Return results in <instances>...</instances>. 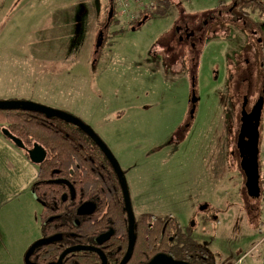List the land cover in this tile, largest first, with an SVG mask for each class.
<instances>
[{
	"label": "rangeland",
	"instance_id": "374dc122",
	"mask_svg": "<svg viewBox=\"0 0 264 264\" xmlns=\"http://www.w3.org/2000/svg\"><path fill=\"white\" fill-rule=\"evenodd\" d=\"M134 1L130 6L137 9ZM165 1L166 8L136 28L117 17L111 25L108 0H0V101L73 115L118 162L135 215L194 225L193 235L216 264L241 258L242 264H264V102L263 195L255 220L235 147L242 98L248 95V107L259 97L264 101L257 30L264 0ZM245 1L252 3L240 5ZM210 16L195 48L163 40L179 21L200 26ZM166 43L174 48L167 58L161 54ZM192 85L198 102L190 118ZM240 190L246 208L237 198ZM205 204L214 210L200 213ZM214 213L219 223L204 227L201 217Z\"/></svg>",
	"mask_w": 264,
	"mask_h": 264
},
{
	"label": "trees",
	"instance_id": "16d2710c",
	"mask_svg": "<svg viewBox=\"0 0 264 264\" xmlns=\"http://www.w3.org/2000/svg\"><path fill=\"white\" fill-rule=\"evenodd\" d=\"M152 1L157 4V9L142 14L144 16L148 15L149 18L154 13L167 7V1L165 0ZM246 3L251 4L252 1L241 2L240 5ZM112 5L115 10V3L113 2ZM114 19L115 14L111 25L117 24ZM257 30L264 47V21L258 23ZM0 128L8 130L12 136L19 139L27 148H31L33 144H38L46 150V160L42 164L37 165V181L41 182L40 185H37L39 189H46L47 186L53 185V181L57 178H71L81 171L84 179L83 183L77 185V187L82 188V192L85 195H90L92 191L98 192L101 200H107L111 209L117 214L116 205L118 204V196H120L119 183L112 174L109 163L103 153L80 129L59 118H47L41 113L22 110L21 108L14 110L0 109ZM38 188L34 189L35 196L38 200H43L42 192ZM120 203L122 205L121 201ZM42 204L43 207L40 213L41 232L49 238L61 234L55 223H48L47 221L62 212L58 210L53 212L45 208L44 202ZM172 223L174 222L169 217H160L152 214L141 215L136 223L137 243L130 264H138L141 260V264H148L156 254L161 253L157 241L158 236L161 230L165 231ZM115 227L117 232H119L118 235L123 234L121 222H116ZM92 228H94L93 225L91 226ZM106 229V227L99 225L96 234ZM65 246L61 240L49 243L41 254L43 260L38 263L55 264L60 254L64 251ZM174 248L177 258L187 256L188 253L193 254L190 260L194 264H215V259L211 254L191 239L179 237ZM28 262L29 264L31 262L30 256Z\"/></svg>",
	"mask_w": 264,
	"mask_h": 264
},
{
	"label": "flooded vegetation",
	"instance_id": "af4514ba",
	"mask_svg": "<svg viewBox=\"0 0 264 264\" xmlns=\"http://www.w3.org/2000/svg\"><path fill=\"white\" fill-rule=\"evenodd\" d=\"M114 14L116 16L115 10H114ZM241 14L243 15V13ZM208 19L209 20L202 22L200 26H196V24L188 23V21L186 20H181L174 27L171 36H167L166 38H163V40L166 41L168 39H171L172 41H175L177 45L188 43L189 46L195 48L196 42L198 43L201 40V34L208 27L207 22L209 21V23L211 24L214 17L210 16ZM215 24L217 23H214V27H217V25ZM133 27H136V25ZM163 47H164L163 50L166 49L163 53H161L163 56H165L166 53L172 54L171 51H174L172 44L166 43V45H164ZM165 58H167V55L165 56ZM192 90H194L193 85L191 88V93H192ZM245 96L248 97V95H245ZM243 98H242V103L240 107L239 127H238L237 137L235 140L236 141L235 147L237 150L239 161L240 159H239V152L237 148V139H238L239 129L241 125V118H242L243 110L245 114H250L251 111L256 107V104L261 97L257 98L250 107H248L249 106L248 101H246V105L244 109L242 108ZM190 99H191V95H190ZM190 110H191V103H190ZM260 127H261V122H260ZM97 148L99 149L98 146ZM108 163L111 168L112 174L116 177L119 183L120 196H118V204L116 205L118 209L117 214L115 213L113 209H111V206L107 200L106 201L101 200V198L99 197L100 194L98 192L92 191L90 195H85V193L82 192V188L77 187V185H81L83 183L84 177L81 171H80L81 173L78 172L76 173L75 176L71 178L60 177V178L55 179L53 181V185L47 186L46 189H42V188L39 189L37 185H40L41 182L36 181V183L33 186V193H34V189L38 188L39 191L42 192L41 196H43V200H38V198L35 196V193H34V197L41 204V206L43 207L42 202H44L45 208L53 212H56V210L62 212L61 214L55 216L54 218L53 217L50 218L47 222L55 223V226H57L60 229L59 233L61 234L51 237V238H55L56 239L55 241H58V240L63 241V243L66 245L64 250L68 248L76 247V246L91 247V248H95L101 251L104 254L106 258V264H120V262L124 258L127 252V249H128L129 222H128V214H127V211L124 205L123 194H122L121 187H120V180L117 178L109 161ZM260 174H259V182L262 181V174L261 175ZM122 176L124 177V173ZM240 177H241L240 181H243L244 179V191H245L247 199L250 201L249 207H250V212L254 214L253 220L258 219L260 217L259 216V211H260L259 202L262 199L263 194L262 192H260V195L257 199L250 198L245 188L246 178L241 168H240ZM241 196H242V191L240 190L237 194V198L239 199L241 205L246 208L247 202L244 201L243 198L241 200ZM120 201L122 202V205ZM130 203H131V200H130ZM248 208L246 210L244 209L246 213L245 217L249 216ZM210 209L214 210L211 206H209L208 204H205L204 206H201L199 208V212L205 213L207 211H210ZM231 209L232 207L229 206L228 210H231ZM131 210H132V205H131ZM238 211H241V210L238 209ZM216 212L218 213V211ZM132 213H133V210H132ZM118 215H119V218H118ZM141 215H145V214L141 213L139 215H135L133 213L135 244H134L132 255L126 264H130L134 256L135 247L137 243L136 223L138 222V219L140 218ZM156 216H160V215H156ZM160 217H169L170 220L173 221L174 223H172L171 226L167 227L165 231L164 230L160 231L157 241H158V245L160 246L161 253L156 254L148 264H151L153 259L159 255L165 256L167 258H171L175 262H179L183 264H194L190 260L193 257V254L187 253V256H183L182 258H177V255L175 254V248H174V245H176L179 237H183L184 239H191L197 242V244H199L206 250L204 244L200 243L201 242L200 239L193 235L192 228H194V225H192L189 228H182L180 227V223L176 220V218L171 217V216H160ZM201 219H202V224L204 227H205V224H208V222L212 220L216 221V223H219L218 215H215V213L212 216L204 215L203 217H201ZM57 220L59 221V223ZM116 222H121L123 234L118 235L119 232H117V229L115 227ZM92 225L94 226V228L91 229ZM99 225H102L103 227H106L107 229L103 230L99 234H96V231ZM204 227L202 229H205ZM46 239H50V238L46 237L41 232V237L36 242L40 240H46ZM34 244H32V246ZM46 245L48 244H43L38 247H35L31 251L30 264L41 263V261L43 260V258H41V254L44 252ZM141 263H142V260L139 261L138 264H141ZM62 264H101V260H100L99 255L96 252L77 251V252L68 254L64 258Z\"/></svg>",
	"mask_w": 264,
	"mask_h": 264
},
{
	"label": "water",
	"instance_id": "95a60500",
	"mask_svg": "<svg viewBox=\"0 0 264 264\" xmlns=\"http://www.w3.org/2000/svg\"><path fill=\"white\" fill-rule=\"evenodd\" d=\"M110 3L109 11H108V22L110 23L111 19L113 18L114 14V7L112 5L113 0H108ZM148 17H144L140 22L136 24V27H140ZM135 30L134 28H132ZM102 35L103 33L100 32L96 44V48L99 49L102 44ZM198 102V98L196 97L195 91L192 90L191 93V110H190V117L193 118L194 112L196 109V104ZM263 98H260L259 101L256 104V107L251 111L250 114H245L244 110L242 113L241 118V125L239 129L238 139H237V148L239 152V165L240 168L245 175V188L248 192V195L250 198L257 199L260 195V187H259V137H260V122H261V112L263 107ZM246 105V100L243 102L242 108L244 109ZM21 108L22 110L32 111L43 114L47 118H59L60 120L69 123L76 128L80 129L86 136H88L100 149V151L105 155V157L110 162L117 178L120 180V187L123 194L124 199V205L125 209L128 214V222H129V228H128V249L127 252L120 262V264H126L133 252L134 244H135V237H134V216L131 210V203H130V197L129 192L127 188L126 181L124 179L123 172L108 149V147L104 144V142L98 137V135L91 130L86 124H84L82 121L74 117L73 115L50 109L42 105L29 103V102H12V101H0V109H18ZM2 134L5 138L10 140L14 146L17 148L24 150L27 153V156L35 165L42 164L46 158L47 153L46 150L39 146L38 144H33L31 148H27L24 146V144L14 136H12L8 130L3 129ZM34 195V193H33ZM55 238H50L46 240H40L36 242L30 250L26 254V260L28 261V258L30 256L31 251L40 245L43 244H49L51 242H54ZM77 251H93L96 252L101 260V264H106V258L104 254L91 247H83V246H76L72 248H68L64 250L60 256L58 257L55 264H62L64 258L73 252ZM151 264H183L179 262L173 261L171 258H167L165 256L159 255L155 257Z\"/></svg>",
	"mask_w": 264,
	"mask_h": 264
},
{
	"label": "crops",
	"instance_id": "0c3cea01",
	"mask_svg": "<svg viewBox=\"0 0 264 264\" xmlns=\"http://www.w3.org/2000/svg\"><path fill=\"white\" fill-rule=\"evenodd\" d=\"M2 130L0 128V264H26L27 252L41 237L42 206L33 195L37 165L30 162L24 150L5 138Z\"/></svg>",
	"mask_w": 264,
	"mask_h": 264
},
{
	"label": "built area",
	"instance_id": "2783aa9c",
	"mask_svg": "<svg viewBox=\"0 0 264 264\" xmlns=\"http://www.w3.org/2000/svg\"><path fill=\"white\" fill-rule=\"evenodd\" d=\"M114 3L116 12L115 17L119 19L122 18L133 26L140 22L144 17H148V15L144 16L142 14L155 11L157 8V5L152 0H135L134 5L137 9L131 8L130 0H114ZM261 242H264V230ZM243 259L244 258L239 259L235 264H242Z\"/></svg>",
	"mask_w": 264,
	"mask_h": 264
}]
</instances>
